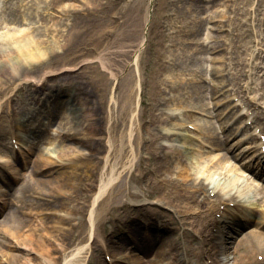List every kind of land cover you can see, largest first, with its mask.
I'll list each match as a JSON object with an SVG mask.
<instances>
[{
	"label": "bare ground",
	"instance_id": "obj_1",
	"mask_svg": "<svg viewBox=\"0 0 264 264\" xmlns=\"http://www.w3.org/2000/svg\"><path fill=\"white\" fill-rule=\"evenodd\" d=\"M0 1L5 3L0 8V215H4L0 222V264H86L91 258H100L101 254L110 251L111 247L124 248V251L113 255L111 264H175L176 254L170 249L168 237L156 251L154 259L145 261L144 254L148 252L152 241L149 239L155 236L153 233L145 236L134 235L132 226L131 230H105L108 222L117 219L115 212L126 207L130 212L131 206L137 209L148 208L150 219L147 226H152L153 231H170L174 226L183 229L188 237L197 239L199 236L200 242H196L198 245L188 248L187 251L199 257V250L204 253L208 250L210 256L204 264H226L232 259L230 264H264V209L260 208L262 202L264 203V193L258 197L259 192L264 190V169L259 168L256 159L246 158L247 151H238L240 143H230L240 128L232 123L237 117V111L233 110L236 106L226 113L229 106L223 107L227 104L223 98L212 101L210 106L201 95L198 80L201 76L199 61L202 58L197 53L219 51V39L215 36L211 44H204L195 38L193 44L184 39L189 34L184 27L190 23L186 14L190 12L196 15L202 11L201 3L191 9L183 6L182 0L180 5L174 3L177 15H169L168 20L170 23L172 20L182 23V27L177 34L170 36L168 43L162 40L158 42V50L163 53V57L157 61V66L151 72L154 77L152 92L150 97L142 100L140 108L139 65L145 66L144 58L140 59V50L149 30V22L146 18L144 21L132 23L129 16L123 21L120 19V23H132L134 28L119 45L122 50H117L114 54L118 58L121 71L129 65L132 67L122 82L117 109L112 110L110 115L98 117L86 108V102H80L83 119L79 120L77 106L72 108L71 118L62 114L60 109L57 114V108L54 107L50 110V115H46L51 119L44 128L41 123L27 124L28 120L23 117L22 110L28 109L29 113L33 114L39 113V110L31 105L24 109L17 107L16 93L24 85L34 86V89L40 92L55 77L74 71L81 63L87 62L86 58L74 62H69V59L65 62L64 59L67 58L68 50L76 37L88 31L87 22L91 20L90 15L100 12L103 8L102 2L89 1L85 5L86 12L82 15L71 11L73 13L70 15V24L65 27L63 38L60 39L51 35L54 30H59L51 29L47 15H44L43 20L39 14L38 2L44 0ZM56 1L52 0L49 5L44 4L48 16L53 18L48 20L52 21L53 26L60 24L64 27V18L57 19L50 14V9H56ZM232 1L239 14L247 12L242 6L246 0ZM254 14L258 22L253 29L246 21L238 18V24L235 25L232 21V32L237 31L240 35L248 36L249 32L254 34L256 31L260 37L264 36L259 32V28L264 27V20L260 16L264 15V0H258ZM38 17L43 20L41 25L38 24ZM195 22L196 18L192 26ZM192 26L189 31L193 29ZM190 33L192 35L195 31ZM108 43L111 41L103 43L95 55L103 66L106 56L104 50L107 49ZM259 45L261 48L256 57L260 61L253 62L252 71L257 77L256 85L260 84L264 95V38ZM238 54L236 53L237 56ZM240 59L237 57V60ZM183 71L194 77L179 79L178 73ZM213 71L216 75L224 77V81L227 80V84L233 86L235 94L240 96V82L232 71L222 66ZM245 71V67L240 68V75H247ZM112 76L116 77V74L112 72ZM225 87L226 85L222 84L216 89L212 98ZM107 88V85H103L100 94L106 93ZM105 96L98 101V107L107 103L106 99H103ZM39 97L34 99L39 102ZM112 98L111 95L110 99ZM170 102L175 103L178 111L170 110ZM198 110L207 112L213 118L220 119L224 116L220 121L224 118L225 121L220 124L222 134L211 120L194 122L195 129L201 134V143L199 152L193 153L188 151V135L181 130L187 128V120H197L194 112ZM254 116L256 119L263 117L259 110L254 111ZM113 120L117 126L114 129L117 130V135L111 125ZM173 121L177 122V131L182 133H171L164 129L166 124ZM101 123L105 124V143H94L99 132L103 133ZM70 124L72 128L76 127V130H66ZM15 128H20L25 134H18ZM49 136L59 137L63 141V147L50 149L46 146L37 152L34 151L36 141ZM72 136H81L86 143L81 140L79 146L71 140ZM9 137L10 141L15 137L28 145L27 154L36 153L35 158H22L19 149L14 154L17 163L6 158L2 147L7 144ZM147 143L150 144L147 146ZM21 149L24 151L23 147ZM86 149L92 155L96 152L100 154V157L96 158L97 162L92 161ZM223 149L224 152L214 153L212 156L213 152ZM205 155L210 157L216 169L226 168L229 172L240 173L228 176V179L215 178L209 173L201 178L206 172L204 164L195 165L190 160L195 158L194 156L201 159ZM136 160L141 173H133L130 183L127 175ZM27 167L31 168L30 173L23 172ZM163 170L171 173L175 170L176 175H162ZM9 171L12 175H9ZM247 171L257 179L258 187L245 183L241 172ZM125 172L127 173L124 175ZM149 173L156 175L147 183L148 188L144 194L148 197L157 195L159 201L156 205L170 206L172 215H164L154 208L145 207L142 195L132 190ZM21 177L25 179L24 182L12 193V182ZM206 181L215 182L214 185L208 186ZM87 189L90 194L85 193ZM254 191L257 193L254 195L257 200L251 203L254 205L245 204L246 201L250 203L251 199L247 197ZM8 196H14L10 199V205ZM257 220L258 224L262 225L260 231L249 230L239 237L241 231L234 230ZM119 230L122 234L123 231L128 234L125 239H119L123 238ZM237 236L236 250H233L236 255L232 257L233 251L229 243L236 241ZM209 238L219 243L222 259L218 252L213 250V246H207ZM127 239H131L135 248L132 250L136 252L129 253L125 250Z\"/></svg>",
	"mask_w": 264,
	"mask_h": 264
},
{
	"label": "rangeland",
	"instance_id": "obj_2",
	"mask_svg": "<svg viewBox=\"0 0 264 264\" xmlns=\"http://www.w3.org/2000/svg\"><path fill=\"white\" fill-rule=\"evenodd\" d=\"M51 1L52 0H44L43 2H38L39 14L42 16L43 20L45 17L44 15H47L46 18L49 23V26H52L51 29L57 28L60 31L59 32L54 30L51 35L53 37L56 36L62 39V34H64L66 29L65 27H68L70 24V15L73 13L71 11L80 13V15H82L84 12H86L85 9L87 8V6L85 7V5L88 4L89 1L94 0H57L55 4L56 9H50V14H53L57 19L64 18V27H62L60 24H56L53 26L52 21L50 19L48 20V18L51 17L50 15L48 16V11H46V5L44 4L49 5ZM180 1L181 0H100L99 2H102L103 8L100 10V12L90 15L91 20L87 22L88 31L83 32V34H80L78 37H76L71 49L68 50V53L66 55L67 58L64 59L65 62L67 61V59H69V62L70 60L74 62L86 58L88 59L87 62H84L83 64L81 63L78 68L74 71L64 73L55 77V79L51 80L49 82V85L45 88L43 87L40 92L36 91L34 89V86L24 85L16 93L15 99L17 107L19 106L20 109H24L31 105L33 107H37L39 110V113L37 114L29 113L28 109L22 110L23 117L28 120L27 124L38 125L39 123H41L43 124L44 128H46L49 123V117L46 115H50V110H52L54 107L57 108V114L59 112L58 110L60 109L63 114L69 116L73 115L71 108L77 106V119L81 120L83 119V110L80 108V102H86V108L90 109L91 112L94 115H97L98 117L102 115H110V112L112 110H116L120 97V90L122 89V82L129 73V71H131L132 67L129 65L124 68L123 71H121L118 63L119 61L117 62L118 58L114 54L117 50H122L119 45L122 41L126 39V36H129L131 30L134 28L133 26H131V24L135 21H144L147 18L149 22V30L146 34V39L144 40L143 46L140 50V59L144 58L145 65L144 67L139 65V74L141 78V92L139 99L140 108L142 106V100H145L150 97L152 92V82L154 77L151 72H153L154 67L157 66V61L163 57V53L158 50L160 47L158 42L162 40L168 43L170 36L173 34H177L182 27V23H175L174 20H172V22L170 23L168 20L169 15H177L175 10L176 6L174 3L177 2V4L180 5ZM232 2H230V0H182V5L188 6L190 7V9L192 7H195L197 3H201L203 5L202 11L198 12L196 15L191 14L190 12L186 14L190 20V23H188L184 27V29L189 32V34L184 37V39H186V41L190 43L192 42L193 44L195 40L204 42V44H211V41L214 39L215 36H217L221 47L219 51H211L208 52V54L204 53L203 51L197 53V55L202 58L199 61V63L201 64L198 67L201 71L199 75L202 76L198 77L200 78L198 80L201 85V95H203L204 100L207 101L210 106L211 104H213L212 101H215L216 99H225L227 101V104L223 107L229 106L226 113H228V111L232 107L236 106L233 110L237 111L238 113L236 119L238 118L237 123L240 124L241 129L238 131L237 135L233 140H231L230 143L232 145L240 143L238 151L248 150L249 153L246 158H254L256 156L263 157L264 155L261 154V146H264V95H262L263 92L260 88V84L256 85L258 81L257 77L253 74L252 65L253 62L260 61L257 59L256 54L261 48L259 42L262 41L264 36L260 37L259 33L256 31L254 32V30H252L254 34L249 32L248 36H245L243 34L240 35L237 31L232 32V21L236 25L239 23L238 18L242 21H246L252 29L256 26L255 24L258 21L255 20L254 12L256 7L258 6V0H246L242 4V6L247 9V12L244 14H239L236 11L234 2ZM68 10L70 11L68 12ZM62 12L64 13V15ZM220 12L225 15L221 14ZM129 16L132 19V23H124L123 25H121L120 21H123ZM260 16L264 20V15ZM195 18L196 22L194 25L196 26H192ZM51 19L53 20V18ZM43 20L38 17V24L41 25ZM190 26H192L193 29L189 31ZM140 28L141 26L138 27V29ZM194 31L195 33L191 35L190 32L193 33ZM263 31L264 27L259 28V32L264 35ZM255 33L258 34L256 35ZM43 37L47 38L45 36ZM107 41H111V43H108L106 47L107 49L104 50L106 56L104 62L105 65L103 66L101 64L102 62H100L98 58H95V55L97 52H99V49H101L103 43ZM236 53H239L238 56L236 55ZM237 57H240L241 59L237 60ZM221 66L222 68H225L228 71H232L238 78V81L240 82L239 86L241 87H239L240 96L235 94V91L232 90L233 86L231 87V85H228L227 80L224 81V77L216 75V73L213 71L215 68H221ZM242 67H245V73H247V75L245 76H241L239 73V70ZM260 69L261 68H259V70ZM112 72L116 74V77L112 76ZM193 77L194 76L190 75V73H188L187 71L178 73L179 79L183 78L184 80H187ZM222 84L226 85L224 90L212 98V94L214 93V91L216 89H219ZM103 85H107L108 88L106 90V93L101 95V87ZM104 95H106L105 98H103L106 99V106L104 105L103 107H98V101ZM111 95L113 96L112 100L110 99ZM34 97H39L41 98V100L37 102ZM168 107L172 111H178L175 103L173 102H170ZM253 108L259 110L262 113L263 117L256 120L252 114ZM194 116L197 120L193 122L187 120L188 122L185 123L187 128L181 131L187 134V137L190 140V143H188V151L197 153L199 151L193 150V148L199 149V145L201 143V134L197 130H195L194 122L203 123L206 119L211 120L218 128V131L222 134L220 124L221 121H225V118L220 121V119H222L224 116L220 119L213 118L211 115H208L207 112L203 110L195 111ZM233 121L234 119L232 120V122ZM176 123L177 122L174 121L169 122L168 124H166V126H164V129L171 133L181 132L177 131L178 125ZM246 124L247 127L244 128V125ZM111 125L113 130L117 128L114 120L111 122ZM100 126L101 128H104V130L102 129L103 133L102 131L99 132L98 139H95L96 142L94 143H105V124L101 123ZM75 128H72L70 124L68 125V128H66V130L74 131L76 130ZM15 130L20 135L25 134L23 130H20V128H15ZM116 131L117 130H114L115 134L117 135L118 133ZM80 137L81 136H72L71 140L81 146L80 141L83 140V142L86 143V140ZM45 140L47 141H36L34 151L38 150V148H41V146L43 148L47 146L50 149L55 147H63V141L59 137L52 138L51 136H49ZM12 142H14V144ZM12 142H10L9 137L7 139V144L2 147L3 153L7 156L6 158L10 159L11 161H14V163L18 162L15 161V155L13 152L14 146L16 148L19 147L23 154L25 153L23 155L24 157L25 155H28V158L25 157L27 160H33L35 158V153L27 154L26 151H28V145H25L24 142H16L15 140ZM182 143L184 144V142ZM149 144L150 143H147V146ZM21 147H23L24 151H22ZM224 151V149L220 152L215 151L212 153V156H214V153L218 154ZM86 153L89 157L92 158V161L94 162H97L98 159L96 158L100 157V154H97V152L94 153V155L90 154V151L88 152V149H86ZM0 154L2 153L0 152ZM194 157L195 158L190 160L191 163L193 162L195 165L203 163L206 173L214 175L215 178L228 179V176H234L235 173L237 174L239 172H229L226 168L216 169L215 164L212 163L210 161V157L206 155L201 159H198L197 156ZM137 161L138 160L135 161L133 168L127 175V180L130 181V183L133 173H141L140 169H138V166L136 164ZM146 163L147 161L144 163V167L146 166ZM227 163L230 164V162ZM28 168L30 167H27V169ZM209 170H211V172ZM126 173L127 172H125L124 175ZM155 175L156 174L151 173L145 175L143 179L139 182L137 187L133 188L132 190L142 195V198L145 201V207L147 206L150 208H154L156 211H159L164 215H172L173 210L170 206L156 205V202L159 201V197L157 195L153 197H148L146 194H144L145 189L148 188L146 186L147 183L150 179L155 178ZM162 175L175 176L176 174L175 170H173V173H171V171L169 172L163 170ZM241 176L243 179H245V183H247V185L252 186L253 184H255L257 186V181L249 171L241 172ZM122 177L124 176L122 175ZM19 181L13 182L12 186H10V189H12L13 187H17L20 183ZM208 186H211V184L209 183ZM242 187L244 186H241V188ZM261 191L262 192H259L258 197L263 196L264 190ZM85 193L90 194L91 192L89 191V189H87L85 190ZM255 194L257 195L255 191L252 195L248 194L247 198H250L251 200L250 203L249 201H246L245 204L254 205L251 203L257 200V196H254ZM11 198L12 197H10V199ZM260 206V208L264 209L263 202ZM130 208V212L127 211V207L121 208L118 210V212H115L117 213L115 214V217L117 219L112 220L111 223L108 222L107 226L105 227V230H112V228H122L125 230H131L130 226H132L134 227V235L145 236L147 234L150 235V233H153L155 236H153L154 238L149 239L152 241L148 248V252L144 254L145 261H148L150 259L152 260L153 257L156 256V251L164 243V239L166 240L168 238L170 240L169 242L171 243L170 249L176 254L175 264H204V261H208L205 259H208L210 256L208 250L205 253L199 250V257H196L193 255V253L187 251L188 248H191L192 246L196 247L198 245L196 242L200 240L199 236L196 237L197 239H195L194 237H188L184 233L183 229H174V226H172L173 230L170 231H153L152 226H147L148 220L150 219L148 208L147 210L145 208L137 209L132 206ZM215 215L216 214H214V216ZM166 218L170 217L166 216ZM187 226L192 227L191 225ZM261 227L262 225H259L257 220L256 222L248 224L245 227H239L234 230H238L241 232L243 231L242 233L239 232L238 234V236L241 237L246 231H260ZM111 235L112 234H110V236ZM127 235L128 234L124 231L122 234L121 231V237L123 238L119 239H125ZM238 236L236 238V241L233 240L232 243H229V246L232 247V251L236 250L235 247L237 245ZM134 239L135 237L133 238V242ZM126 241L127 242L125 250L129 251V253L136 252L132 250L135 248L131 244V239H127ZM208 243V247L213 246V250L218 252L217 254L219 255V257H223L221 252L219 251L221 248L217 241H213L209 238ZM119 251H124V248L117 249V247H111V250L108 252H103L100 258H89L90 260H88L86 264H110V262H113V255ZM235 255L236 253L234 254L233 251L232 257H234ZM118 256H120V254ZM231 262H233V259L230 260V262H226V264H230Z\"/></svg>",
	"mask_w": 264,
	"mask_h": 264
}]
</instances>
